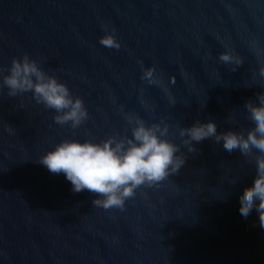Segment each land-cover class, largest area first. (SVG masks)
Returning <instances> with one entry per match:
<instances>
[{"label": "water", "instance_id": "1", "mask_svg": "<svg viewBox=\"0 0 264 264\" xmlns=\"http://www.w3.org/2000/svg\"><path fill=\"white\" fill-rule=\"evenodd\" d=\"M105 32L119 48L100 44ZM25 54L83 100L79 126L55 123L30 91L8 95L3 77ZM258 95L264 0H0V264H264V227L238 211L255 151L212 138L189 151L179 134L208 120L245 131ZM137 117L166 125L184 163L123 209L39 162L63 139L126 140Z\"/></svg>", "mask_w": 264, "mask_h": 264}, {"label": "clouds", "instance_id": "2", "mask_svg": "<svg viewBox=\"0 0 264 264\" xmlns=\"http://www.w3.org/2000/svg\"><path fill=\"white\" fill-rule=\"evenodd\" d=\"M100 44L119 48L120 43L109 32L99 38ZM222 61H229L227 53H221ZM154 69L143 70L144 78L152 82ZM3 83L8 95L31 92L38 103L54 110L55 123L79 126L88 117V111L80 97H72L66 84L55 76L45 74L36 61L26 54L13 58ZM251 126L245 131L228 129L217 131L214 121H197L179 129L185 137V145L192 151V142L212 138L232 152L239 150L248 156L255 151V175L239 195L238 211L243 217L255 210L261 227H264V95L257 101L245 104ZM179 145L168 138L167 126L146 124L139 117L131 129V137L117 140L109 136L101 141L68 138L55 143L40 157L39 162L50 172L63 174L70 182L71 190H88L98 196L92 203L103 209H123L125 200L135 195L141 185H155L170 174L177 173L184 163L178 155Z\"/></svg>", "mask_w": 264, "mask_h": 264}]
</instances>
